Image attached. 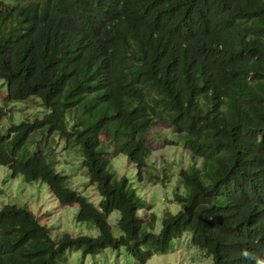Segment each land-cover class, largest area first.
<instances>
[{"label":"trees","instance_id":"1","mask_svg":"<svg viewBox=\"0 0 264 264\" xmlns=\"http://www.w3.org/2000/svg\"><path fill=\"white\" fill-rule=\"evenodd\" d=\"M0 78L6 104L34 98L44 111L0 134V166L46 183L99 231L57 238L28 208L6 204L0 264L122 247L146 264L186 232L213 264H264V0H0ZM158 122L193 164L179 172L182 208L155 232L151 206L110 165L125 155L142 180ZM59 140L78 153L99 204L57 169Z\"/></svg>","mask_w":264,"mask_h":264},{"label":"rangeland","instance_id":"2","mask_svg":"<svg viewBox=\"0 0 264 264\" xmlns=\"http://www.w3.org/2000/svg\"><path fill=\"white\" fill-rule=\"evenodd\" d=\"M7 85L0 78V134L13 123L25 119H33L43 114L39 100L31 98L24 101H13L6 104ZM152 152L148 158V166L144 170L142 180L136 176L134 165L125 155L112 158L110 169L118 176L126 175L130 179V187L134 188L140 199L151 206L157 216L155 232H159L165 212L176 213L182 206L174 199L176 190L187 194V188L180 181L182 168L192 166L191 152L185 147L182 139L176 140L175 133L169 124L158 122L148 133ZM173 140V141H172ZM171 141V142H170ZM57 158V169L71 175V185L88 200L99 204L101 197L95 185L89 184L87 173L82 167L80 157L74 150L68 152L65 142H54ZM111 150V147H110ZM200 163L199 161L197 162ZM6 204H17L28 208L42 223L46 224L54 237L63 233L72 235L88 234L96 236L99 231L91 222L77 220V204H61L42 181L27 182L22 175L14 176L8 166H0V209ZM148 208H144L145 214ZM119 211H114L109 220L115 233L118 232L117 220ZM173 246L166 253L153 255L146 264H213L211 256L196 247L191 241V234L184 233L174 239ZM63 264H140L124 247L107 248L97 255H84L81 250H68Z\"/></svg>","mask_w":264,"mask_h":264},{"label":"clouds","instance_id":"3","mask_svg":"<svg viewBox=\"0 0 264 264\" xmlns=\"http://www.w3.org/2000/svg\"><path fill=\"white\" fill-rule=\"evenodd\" d=\"M244 255H247V253L245 252Z\"/></svg>","mask_w":264,"mask_h":264}]
</instances>
